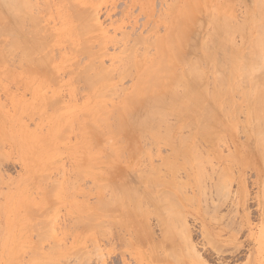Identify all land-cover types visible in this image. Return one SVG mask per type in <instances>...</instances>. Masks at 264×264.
Wrapping results in <instances>:
<instances>
[{"label":"rangeland","instance_id":"1","mask_svg":"<svg viewBox=\"0 0 264 264\" xmlns=\"http://www.w3.org/2000/svg\"><path fill=\"white\" fill-rule=\"evenodd\" d=\"M46 1L47 2L51 1V2L46 3ZM63 1L69 2V0H34V3L37 5V6L35 5V7L38 8V6H41L42 8L39 7L38 8L39 10L37 9L38 11L36 9H34V10H36V12H31V14H33V15L37 14L40 17L41 21L36 20L38 24L40 23L39 24L40 30L46 31L47 29H49L50 31L48 30V32L51 33V37L53 38L52 39L50 36H48V39L51 38V39H49V41L44 40V39L43 40H44V42L46 41V43L47 42L51 43L49 46L47 45V47L44 48L45 49L44 51L49 52L48 55H50V54L56 55V56H53V60H51L52 58L50 55L49 57H50V60L52 62H48V68H49L48 70L53 69L52 71H53L54 75L53 74L52 75L53 76L56 75L55 80H54V77H52V75H51V76H49L50 81H48L49 79H48L47 74L51 71L48 72L47 69L43 70V71L47 72V74L45 72L47 77H45V74H43L41 76L42 72L40 73V71H39V73L35 72V73L29 74L27 72L26 68H29L30 65L26 64V62L24 61L23 63L26 64V68L23 69V67L25 66V65L21 64L23 60L22 61H19L20 59L17 60V55H18L17 52L18 51L13 53V54L17 53L16 57H12V56H15L13 54H11L12 56L9 55L10 61L6 60L7 62H4V63L0 62V63H2L0 65V264H175V263L176 264H264V156H263L264 155V152H263L264 148L261 149V147H264V144H263L264 139H262V137L264 138V136H263L264 135V131H263L264 130L263 129L264 128V117H263V119H257V120L255 119V122L251 123V120H249V119L254 120V118H253V115L250 117V115H251L249 112L250 111V109H249L250 105L247 104L246 101L249 100V97H247V96L251 95V98L248 101V103H249L252 100V98L254 99L255 94L253 91H251L252 89L250 87L248 78L243 77V79L241 78L242 81L240 79V77H241L240 74L245 73V70L241 71V69H238L237 71H233V69L231 68L232 67V61H235V55L232 53H239V54L241 53L240 55H244L245 53H247L244 50L246 49L247 51H249V48L251 49L250 42L253 40V36H258L255 34H259L258 33L259 28H258V30H256L257 32H254L255 29H257L256 24L254 25L255 28L253 26V29H254L253 30L252 27H250L251 23H249V17H251L250 19H252L251 14L252 13H253L252 15L258 14V13H254V11L258 10V8H255V6L257 7V5H254V3H253V2L256 3V1L252 0V4H251V0H243V1H241V0H225V1L224 0H217V1L216 0H212V1L205 0L207 3L204 0H202V2H201V0H197V1H199V3H201L200 4L201 6H200V5L195 4V3H197L195 0H194L195 3L193 0H185V1L184 0H85V1L84 0H80V1L79 0L78 1L73 0V1L78 2L77 5H79V4L83 5L84 4L83 6L81 5V7L79 6L80 9L78 8L76 10L66 8L65 4H67V2L65 3ZM221 1H223L225 4L222 3ZM42 2H44V3H42ZM249 2L251 4L250 6H249ZM45 3H46V5H45ZM63 3H65V4H63ZM189 3H190V6H189ZM213 3L215 5H212ZM219 3H221V4H219ZM186 4L191 8L190 10L193 13L192 14L189 11V16L191 15L190 16L191 18H193V17L195 18L197 16L196 19H191L193 21H190V19L188 18L189 17L188 16L189 8H187L188 10L185 8V6H187ZM205 4L207 7L205 6ZM208 4H210V5H208ZM227 4H229L228 5L229 7L226 6ZM47 5H49V6L51 5L49 9H47ZM202 6H203V9L201 12L200 7H202ZM216 6H217V8H216ZM224 6L227 7L226 8L227 11L225 10ZM44 7H45V9H44ZM195 7H197V8L199 7L198 10H195ZM248 7L249 8L251 7L252 10H251V8L248 10ZM65 8L68 9L69 11L66 10ZM91 8H93V9H91ZM211 8H213V10ZM82 9L85 12L82 11ZM209 9L212 11L210 12ZM34 10H31V11H34ZM70 10L71 11L74 10L75 12L77 11L78 15H79V13H80V15L84 14L83 16H86L87 14H89L84 18H80V20L85 19L86 21H88V23L83 22V24L86 23L85 27L91 28V29L86 30L85 28H83V26L80 27V25L77 24L79 22V20L76 18V16L75 17L73 16L74 18L77 19L74 22L75 19L72 17V14L77 15L76 14L77 12L74 13L72 11L73 12L72 13ZM203 10H204V12H203ZM81 11H82V13H81ZM197 11H199V13ZM207 11H209V13H211L210 14L211 17H212V14L214 16L216 15L215 12H218L217 15L220 17H222L223 16L222 14H224V13H225V15L229 14L230 17L232 16L235 18V19H233L232 17L231 18L230 17L227 18V16L225 17L227 19V25L233 26L232 28L230 27L231 29L234 30L235 27L236 28L238 27L239 29L238 28L235 29L237 31V30H243L242 28L245 27L244 28L245 31L251 32V33L248 32L249 35L246 32L242 37V35H241L242 31L241 32L238 31V33L235 31V33H233V32L231 33V34H233L231 36H229L230 34H228L229 38L225 37L227 34H225V35L222 34L223 35L222 37L225 38L226 42L228 40V42L230 43L229 46H226V48L228 47L227 48L228 52H225V50H226L225 48H223V49L219 48L220 50L217 49L218 53L215 50V53H217V54L214 58V63L213 62L211 63L207 59L206 60L207 62H204L205 65L202 66L203 70H204V75H203L204 77H202L203 79H202V82L200 84L202 86H204L202 83H205L206 86L204 88L207 87L206 88L207 91L210 88V86H207L208 84L210 85V83L207 82L208 77H209V81L212 79L211 80L212 87L210 88L211 90H215L214 88H216V85L214 87V83L216 84L215 79L217 78V76H219L218 73H222V76H226V78H227L226 83L228 84V86H231L233 84V82L228 81V80H230L232 77L234 78L235 74H238L237 78H239V79H237L238 82L236 80V82L238 84L237 83L235 84V87L238 86V88H233V89L229 88V89H231V91L228 94L229 98H227V97L221 98L216 103L217 106H219V108L221 109V112H220L219 108H216V112H217L216 115L218 117L215 116L217 118V120L215 118V120H216V121H214L215 125L213 124V126L211 127L210 133L204 134V135L198 134V130H197V128H195L196 126L192 125V124H190L191 126L189 125L190 128L192 127V131L190 128H189L190 130H187L188 125L185 123V120H182L183 117L186 118V115L181 116L177 113H173V116H172V114H168L166 117L165 123H162V124H166V122H168V120L169 121L171 120L170 123H168V124H169V127H171L172 126L171 124L174 123L173 124L174 127L172 126L174 130L172 128H169V129L163 128V127L168 126V124L167 125H161V127H158V129H156V131H154L155 133L150 128H147V127L141 128V127H134L133 125L132 126L127 125L128 127L127 126L126 127L128 128V130L126 129V131L130 132L129 136H128V133H124L121 135H119L120 133L119 134L116 133L117 137L111 138V136H113L114 132L110 133V134L107 133V135L102 136L100 139H99V137L97 138L98 141L101 142V144L98 141H96V144H95L96 147H94V144H93L94 141L87 143L85 141H80L79 137L76 138L77 125L75 123L69 125V123L64 124V121H61L62 119H67L66 117L62 118V116L60 114L61 112H62V114H64L63 116H67L68 118H70L73 115H75V116L81 115L82 111H84L88 107H91V110L93 112H96L95 109L98 111L99 107H104L105 110H107L109 112H111V110L115 111L118 103H120V101H122L124 99L125 93L131 91L133 89L134 85L138 82L139 73L146 67L148 60L155 55L157 48H158L159 39H164L165 36H167L166 34L170 31V28L173 25H175L174 22L177 20L178 21L181 20L183 17L184 18L180 22H176V24L180 23L181 25H183V28H181V31L183 34H185L184 36L187 37V38L185 37L186 43L184 42V45H186L187 48L189 49V50L187 49V54L188 55L190 54L188 51H191V54L196 52V51L198 53L203 54L204 50L202 51L203 48L201 49L200 45L203 41L208 39L207 36L210 35L209 33H208L209 35H207V36L205 35L207 33H204L205 32L204 28L208 27V28H206L207 32L211 31L213 27H214L213 30H216V27L213 26L215 24V22H213V24H212L211 19H210L211 23L207 20L210 18L209 15H207L208 14ZM213 11H215V12L212 13ZM245 11H246V13H245ZM93 12H94V14H93L94 16H92V14H90ZM205 13H206V15L204 16ZM69 14L71 15L72 18L70 16H68ZM169 14H170V16H169ZM159 15H161V17ZM182 15H183V17H182ZM244 15H245V17L248 18V20H247V18L244 19ZM88 16H90V19H86V18H89ZM91 16L93 19H94V17L96 18V20L94 19L95 20L94 22H97V24L93 23V22L92 23L90 22V24H89V21H93ZM165 16L166 17L168 16L167 17L168 19ZM179 16H181L180 17L181 19H179ZM259 16L262 17V14H260ZM35 18L38 19L37 16H35ZM243 19H244L243 22H245V23L242 22L244 24V27L241 26L243 24L240 25L238 23V22L242 21ZM163 20L164 21L168 20V21L164 22ZM173 20H175V21H173ZM228 20H230V21L228 22ZM246 21H248V24L246 23ZM192 22H194V24ZM208 22L210 24H207ZM230 22H231V24H230ZM205 23H206V25H203ZM76 24H77L78 28L80 27L79 30L82 29L83 32L85 30L90 31V33L85 31L88 34L82 35L83 40H84V38H85V41L88 39L86 42L87 44H84L83 46L81 43H84V42H81L80 43L81 45L77 44V41H78V43L81 41L80 40L81 35H80V33L76 32V29L74 30V28H73V26H76ZM94 24L97 27L94 26L95 28L94 27L92 28V25H94ZM165 24H166V26H165ZM197 24H201V26H203V27H199L200 25L198 26ZM245 24H247V25H245ZM41 25L43 26L44 29L46 27V29L44 30ZM89 25H91V27ZM197 26L200 30L198 28L196 29ZM246 26L247 27L249 26L248 28H250L251 31L248 30V28ZM97 28L100 30H98ZM184 30H185V32H184ZM233 30H231V31H233ZM245 31L243 30V33ZM46 32H45V34H47ZM103 32L105 33V35L102 34ZM239 32H240V35H238ZM57 33H58V35H57ZM75 33L80 35V36H78L79 38L77 37V34L75 35ZM84 33H82V34H84ZM161 33H163V34H161ZM41 34L45 36V34H43V32ZM139 34L141 36H139ZM155 34L157 36H155ZM246 34L248 35V40L246 39V37H247ZM0 35L5 36L2 33ZM55 35H57V36H55ZM124 35H127V37ZM202 35H205V37H206L205 40H203L205 37L202 39V37H203ZM1 36H0V39H2ZM99 36L102 37V42H101L102 45L101 46L103 48L100 46L101 51L99 50L100 47L98 46V44L100 42ZM158 36H159V38H158ZM251 36H252V38H250ZM124 37H126V38H124ZM136 37L138 40L134 39ZM140 37L141 38L145 37L144 39L148 40L146 42H148L149 44L152 43V44H150L152 46L147 45L146 42H145V44H146L145 45L143 40H142L143 42L139 41L141 39ZM150 37H152L153 39H155V37H157V40L155 39L154 41H151L152 38L150 39ZM45 38L47 39V36ZM67 38H69L68 39L69 41L67 40ZM96 38L98 39V41ZM242 38L248 44H250V45H247V43H246L245 44L246 48L244 45H241V44H244V42H245L242 40ZM249 38H250V40H249ZM70 39H71V41H70ZM133 39L137 40L138 44H136L137 46L136 45L133 46L131 44L133 46L131 48H134V51L132 49L131 51H133V52H131L130 51V49H131L130 48V46H131L130 42H133L134 41ZM229 39H230V41H229ZM254 39H255V37H254ZM4 40H5V37H4L3 41ZM100 40H101V38H100ZM115 40H117V41L113 42ZM200 40H201V42L199 45ZM155 41H157V42L155 43ZM197 42H198V44H197ZM49 43H47V44H49ZM0 44H1V42H0ZM88 44L90 46L92 44L91 50L94 51V53H95L94 55L93 54L91 55V53L89 52L91 56H88L89 54L85 52L87 50L86 48L89 47ZM133 44H135V43H133ZM195 45H197V46H195ZM237 45H239V46H237ZM126 46H128V48ZM138 46H139V48H138ZM147 46L150 47V50H149V48L146 49L148 53L150 52L149 54L145 50V48ZM198 46H200V47H198ZM248 46H249V48L247 49ZM49 47H51L52 51L49 49ZM190 47H192V49H193V47H195L196 50L192 52ZM80 48H83V50L84 49H86V50L81 51L82 49H80ZM122 48H123V50L126 51V53L128 52V55L131 53L130 56L131 55L133 56V54H135V53L137 54V52L141 53V54L139 53V55H142L141 57L138 56V54L137 55L135 54L136 58H135V56L134 57L131 56L132 58L131 57L129 58L128 62H130V60H131L132 67L135 64L139 65L138 68L135 67L136 65L134 66V68H132V69H134V71L132 69H130L131 71L127 70V67L129 68V66H127L128 63L125 62L126 66L124 65V67H122L121 63H119L120 60H122V58L125 59V56H126V55L124 56L121 53ZM126 48L128 49V51L126 50ZM48 49L50 51H47ZM89 49L90 48H88V50ZM103 49H105V50H103ZM136 49H137V52H135ZM141 49H144L146 54L145 53L142 54V52L144 50H141ZM238 50H241V51L243 50V52H240V51L237 52ZM93 51H91V52L93 53ZM100 52L102 54H100ZM126 53L124 52V54H126ZM152 53H154V54H152ZM219 53L220 54L227 53L226 55H228V58L231 57L232 61L231 60L227 61L225 59L227 61L228 65L230 64L228 66V68H227V65H225L226 62L218 57V56H221ZM119 54L122 56H120ZM147 54L150 56H148ZM195 54L191 55L192 56L191 59H193V55H195ZM118 55H119V58L122 57L120 60H119V58L116 57ZM145 55L147 56V58H145L146 57ZM199 55H201V54H199ZM199 55L194 56V58L199 56ZM19 56L20 55H18V57ZM93 56H94V58L95 57L96 58L98 57V58L97 59L95 58L96 59L95 60V59H93ZM189 56L186 55V57H189ZM224 56H225V54H224ZM13 58L15 59V61ZM241 58L243 59L244 57L241 56ZM11 59H13V60H11ZM89 59L95 60V62L91 61L92 62L91 64L93 66L92 68H94V69L92 70V68H91L92 71L89 70V73L90 72L92 73V75H91V73L89 75L92 77L94 76L93 75L94 73L97 75L99 72H101V73H99V75H97V77L99 78L100 74H102L103 71L104 72L110 71L109 68H111V67L114 70L115 65H117L116 64L117 60H119L117 62L118 63L117 68L119 65H121L120 66L121 70H124L122 68L126 67L127 71L126 70H124V71H126V72L129 71L130 75L128 74L129 76L127 75L125 79L122 76H121L122 78H120V76L116 75V73L118 74L117 71L121 72V70L119 69L117 71L116 70L113 71L111 69L112 70L111 72H114V73L109 72V74L111 73V75L113 76V77H111V75H110V77L113 78V79L110 78L112 86L109 87V82L106 83V80L108 78L103 79L105 81L106 85L108 84L106 86L105 97L104 96H96V95L94 96L93 91L96 90L95 86H97L99 83H102L103 80L101 82L100 81L98 82V81H96L98 79L96 77V75L94 76L97 78L95 80L88 75L89 79L87 81L90 84L91 83L95 84V82H93V81H96L97 83L95 84V86L94 85L90 86V84L87 83V84H89L90 88L91 87L93 88V89L91 88V90L90 89L87 90L88 88L86 86H88V85H85V87L83 85L84 79H83V81H81V79L79 78L80 81H78L77 78L74 77L76 75L75 73H77L76 71H78L79 69L80 70L85 69V68H83L84 65L90 64ZM17 61H19L20 63H18ZM72 61L74 63L75 62L76 63L73 64ZM98 61L99 62L101 61V62L98 63ZM216 61H218V62H216ZM78 62L79 63L81 62L82 64H79ZM96 62L99 65H101V64H104V65H101V66L95 68ZM69 63H71V64H69ZM93 63H94V65H93ZM122 63L124 64V62H122ZM209 63L212 64L211 74H209L210 73L209 72L210 66H211V64H209ZM219 63H220V65L223 64V67L224 68L226 67L225 69H227L228 71L224 70L222 65L220 66ZM141 64H142V66H141ZM207 64L209 66H207ZM21 65H23V66H21ZM49 65L50 66L52 65V67H49ZM81 65H82V67H80ZM215 65H216V67H215ZM27 66H29V67H27ZM74 66H75V68H74ZM218 66H220V69L222 67V69H221L222 71L219 69ZM256 66L257 65H255V67H254L255 73H256V69H257V71L259 69L258 66L257 67ZM100 67H101V69H99ZM102 67H106L107 70H103ZM208 67H209V70L207 71ZM214 67L217 68L215 71H217V72L219 71L218 73L214 71ZM45 68H47V67H45ZM70 68L71 69L74 68L75 71L72 69L73 73L70 72L71 71ZM230 68L232 69V71L230 70ZM135 69L138 71H135ZM54 70H56V71L58 70L59 72L57 71L58 72L57 73ZM94 70L96 72L99 70V72L96 73ZM100 70H103V71H100ZM229 70L231 72H229ZM81 71H83V70H81ZM132 71L135 72L136 74L133 73ZM238 71H241L240 74ZM259 71H258V73H259ZM83 72H82V74H83ZM130 72H132L133 74ZM214 72L216 75L214 74ZM38 74H40L41 77ZM57 74H59V77L57 76ZM260 74L261 73H259V75ZM49 75H50V73H49ZM79 75L81 77V74H79ZM106 75L104 78L107 77ZM119 75H123V71ZM210 75L212 77L211 79H210ZM228 75H230V77ZM82 76H84V74ZM130 76L132 79H130ZM255 76H257V74ZM51 77L53 79H51ZM57 77H58V79H57ZM213 77H215V79H213ZM75 79H76V81H75ZM204 79H205V82H204ZM52 80L53 81L58 80V81H56V83H54V85H53ZM120 80H121L122 84L117 83L118 81L120 82ZM239 80L245 88L242 87ZM51 81H52V83H50ZM245 81L247 83V87H246V83L243 84V82H245ZM118 84H119V86H118ZM123 84L125 86H123ZM115 85H116V87H119V89L114 87ZM127 85H128V87H126ZM240 85H241V88H243L242 90L239 87ZM38 87H39V89H38ZM120 87H121V89H123L125 87L124 92H121L122 90L120 89ZM84 88H85V90H84ZM114 88H116V89H114ZM75 89L77 92L75 91ZM117 89H118V91L121 90V91H119V94L121 92L120 95L118 94ZM234 89H237V90L239 89V91H241V92L239 93L237 90H234ZM244 89L246 91H244ZM249 89H250V93L248 94ZM102 90L104 92L105 88ZM211 90H210V92H211ZM96 91H95V93L98 94V90H96ZM232 91H234V92H232ZM74 92H76L77 95H75L76 93H74ZM103 92H102V94L101 93L100 94L104 95ZM251 92H252V94H251ZM58 93L60 94L59 96H58ZM107 93L112 94L111 97ZM113 93L115 94V96L118 95V98H117V96L115 97ZM54 94H56L57 96L56 95L54 96ZM92 94H93V96H91ZM232 94H233V96H232ZM50 95H51V97H50ZM106 95L109 96L110 98H112V97L113 98L110 99ZM245 96H246V99H244ZM56 98H57V100L58 99L60 100V98H61V102L58 100L60 103H59V108L57 109V112H56L57 115L61 116V117L58 116L61 118V120H60V118L57 119V115L54 114L56 106L54 104H52V107H51V105H49V103L50 102L52 103V101H50L48 103V106L50 108L49 109H48V107L46 108L47 102L50 99L55 100ZM70 98H71V100H70ZM225 98L227 101L225 100ZM63 99H64V101H63ZM223 99L225 101H223ZM221 100H222V102H221L222 104L220 103ZM84 101L87 104L83 103ZM233 101H235V103H237L236 105L239 106V108L236 107V105L234 104ZM103 102L105 103V105L102 106ZM223 102L224 103L226 102L225 105L223 104ZM82 103H83V105H82ZM107 103H109V105ZM226 104H228V106L230 108L228 106H226ZM98 105H99V107H98ZM106 105H108V106H106ZM221 105H223L224 107H227V109H225L223 106H222L223 107V109H222ZM31 107H33V108H31ZM37 107H38V109H37ZM75 108H77V109L75 110ZM71 109H73V110H71ZM236 109H238V110H236ZM223 110H226V112H224ZM32 111H33V113H35V111H36V114H33ZM63 111H64V113H63ZM227 111H229V112H227ZM113 112H111V113H113ZM227 113H228V115H227ZM233 113L235 115H233ZM221 114H222V116H221ZM169 115H171V116H169ZM226 115L228 116V120L225 117ZM232 115H233V117L235 116V118H232L230 120V116L232 117ZM113 116H116L115 113H113V115H112V120L114 118ZM188 117L189 116H187V118ZM174 118H175V120H174ZM221 118L222 119L224 118V119L221 120ZM256 121H257V123H259L258 124L259 128L263 131L260 133V135L252 132V124L256 123ZM260 122H262V124ZM181 123L183 126L185 124L187 125V126L185 125L186 128L183 127L185 129L180 128V126L182 127ZM227 123H229V124L227 125ZM175 124H177V125H175ZM249 124H250V126H248ZM215 127H216V129H214ZM63 128H66V129L69 128V129H67V131H66V129L63 131ZM132 128H133V131H132ZM159 128H160V130H159ZM234 128H235V132H233ZM161 129H162V131H161ZM163 129L167 130L169 133L166 131H165L166 132L165 133ZM170 129H171V131H170ZM175 129L177 132H175ZM179 129H182V130H179ZM186 130L191 131L190 134L186 136L189 138L190 142L187 140L188 138L183 139V138H185L184 134H188V132ZM223 130H224V132H223ZM160 131H161V133L163 132L166 135L168 133L169 137L171 134V138L169 139V137L166 135L163 136L164 134L162 133L163 134L162 135L161 133H159ZM225 131H226V133H225ZM183 132H185V133L183 134ZM193 132L195 134H193ZM196 132H197V134H196ZM218 132H219V134H217ZM175 133L178 135H176ZM181 133H182V135H181ZM63 135H64V138H62ZM130 135L131 136L133 135L132 138L130 137ZM134 135H136V136H134ZM147 135H148V137H147ZM199 135H202V136H199ZM220 135L223 137H221ZM256 135H258V136H256ZM114 136H116V135H114ZM121 136L123 137L122 140H121V138H122ZM141 136H144L142 138H145V139L150 138L151 141L148 140V142H145V141L143 142V140L141 141V139H142ZM182 136H183V138H182ZM198 136L200 138L201 137L202 138L200 139ZM139 137L141 138L140 140H139ZM166 137L169 140H171L172 137H174V139L171 140L172 142L169 141L168 139H167L168 141H166V139H165ZM116 138H118V139H116ZM218 138L221 139V141H219ZM115 139L118 141L121 140L120 143L124 141L126 147L124 146V142L119 144L118 141L116 142ZM147 139H146V141H147ZM175 139L177 142L175 141ZM192 139H193V142L195 144H198V146L200 143L201 144L203 143L205 145L204 146L202 144V146H203L202 149H204L203 152L200 149L201 146H199V147L197 146V148H199V150L196 148V145H194L195 146L194 149L192 148V146H193L192 144H194L191 142ZM202 139H203V142H202ZM63 140H64V142H63ZM105 140H108L109 143L106 144L107 141H105ZM126 140L128 143L126 142ZM129 140L133 141V143L131 142L132 147H131V145H129L130 144ZM216 140H218L219 142H217ZM61 141H62V143H61ZM114 141H115V143H113ZM159 141H162V144ZM178 142H179V144H177ZM197 142H200V143H197ZM214 142H215V144H214ZM126 143L128 144V146ZM149 143H151V144H149ZM97 144H100V145L98 146ZM140 144H143V145H140ZM171 144H174L175 147L173 146L174 147L173 148L171 146ZM133 145H134V149H133ZM136 145H138V146H136ZM178 145H179V147L176 148ZM180 145H181V148H180ZM120 146H123V147L121 148ZM168 146H170L171 148ZM188 146L191 147L190 148L191 151H190ZM97 147H98V149H97ZM108 147H110V149H113V152H111V154H113L111 158L109 156H107L108 153H110ZM127 147H128V149H127ZM136 147H139V148L136 149ZM184 147H185L186 151H184V149H183ZM104 148L107 149L106 152L104 151L105 150ZM119 148H121V149H119ZM129 148H131V149H129ZM143 148H145V149H143ZM122 149L125 152H123ZM195 149H197L196 152H195ZM256 149L259 152L254 151ZM85 150L87 152H89L91 155V157L89 159L82 157L83 154L86 152ZM127 150H129V154L127 153L126 154L127 157H125L126 155L124 153H126ZM187 150H189V151H187ZM205 150L208 153V155H207V153H206V155L203 154V153H205L204 152ZM132 151H135L137 153L132 152ZM141 151L143 152V154H141L142 153ZM199 151L201 153H199V156H198L197 154ZM119 152H120V154L123 153L125 155V156L123 155L124 159L121 158L122 156L119 154ZM130 152H132L134 154L132 155V153H130ZM188 152L195 154V158H194V155L192 156L191 153L189 154ZM105 153H107V154L105 155ZM139 153L141 155H138ZM148 153H150L151 155ZM169 153H170V155H168ZM259 153H261V154H259ZM102 154H104V156H102ZM171 154H172V157H171ZM184 154L185 155L187 154L188 157H190L191 163H190L188 157H186L187 155L185 156ZM200 154H202V155H200ZM234 154H235L234 157L236 159L233 157ZM129 155L130 156L132 155V156L130 157ZM142 155H145V157L144 156L141 157ZM254 155L255 156L257 155V156L255 157ZM105 156H106V158H105ZM180 156L182 157V159L180 158ZM196 156H197V158H196ZM201 156H203V158ZM207 156L211 157V158L209 157L210 161H211L210 163H209V161H207V159H205V158H208ZM236 156L238 157V159ZM103 157L107 163H105ZM257 157H258V159H257ZM35 158H37V159L44 158L45 159V165L46 166L44 169L37 170L36 166L33 167ZM50 158H51V160H49ZM138 158L139 159L141 158L142 160H139ZM143 158H144V160H143ZM167 158H168V161H167L168 165H166L167 164V162H166ZM183 158H186L187 160L183 159ZM76 159H77V162H75ZM130 159H132V160L130 161ZM47 160H49V161L47 162ZM200 160L202 162H200ZM256 160L258 161V163L256 162ZM203 161H207V163L205 162L206 166H205ZM81 162L83 165H81ZM113 162L116 163L117 168L113 169V167H114L112 165ZM139 162L141 163V165L139 164ZM194 162H195V164H194ZM197 162H198V164H200L199 166H197L198 165ZM172 163H173V165H172ZM177 163H178V165H177ZM180 163H181V165H180ZM201 163H203L202 166L204 165V168L202 167L204 170L201 169V167H200ZM128 164H130V165H128ZM138 164H139L140 170H138L139 168H137ZM147 164L149 165V167ZM78 165H79V167H77ZM142 165H144L145 168H142L143 167ZM210 165H211V167H210ZM133 166H135V167H133ZM158 166H160V167H158ZM182 166H183V168H182ZM176 167H177L178 171L176 170ZM184 167H187V168L185 169ZM193 167H195L194 171H193ZM132 168L133 169L137 168V170H135V169L133 170ZM147 168L149 169V171H150V169H152L151 172H149ZM157 168H159L160 170ZM178 168H180V169H178ZM181 168H182V171H179V170H181ZM31 169L33 170L32 172H31ZM141 170H143V172H140ZM184 170H186L187 172ZM146 171H148L147 176H145ZM188 171H189V173H188ZM44 172L47 174L45 175ZM119 172H121V174H119ZM133 172H134V174H133ZM195 172L196 173L199 172L200 174L203 173L204 176H203V174H201L202 176H200V174L196 175ZM37 173H42V174L44 173L42 176V179L37 178V176H36ZM148 173H150V175H148ZM90 174L93 176H91ZM151 174H152V176H151ZM175 174H176V176H175ZM141 176H144V178L143 177L141 178ZM107 177L111 180L116 179L114 181L116 182L117 185L113 184V187L114 186L116 187L119 185L117 183V180H118V182L121 180H124L123 182H128L130 185H132V184L136 185V184H139L141 182L143 184H147L146 180H149L152 183V185L147 186L146 189L150 193L149 194L150 198H148V199H151V195H153L152 200H151V202L152 201L153 202L151 203L149 201V202H147L148 203V205H147L146 200L148 201V199H146L143 202V204L144 203H146V204L142 206V207H144L146 205L148 206L146 208H142L143 210H145V211L147 210V212H148L145 221L147 224L149 222V226H150L149 228H150V231L152 232L151 233L149 231L150 234H148L147 232L144 231L146 233L145 236H147V234H148V237H143V235L137 236L139 234L138 232L141 231V234L143 233L142 229L139 227L138 228L140 229V231L137 229L138 232L135 231L137 233H136V235L133 236V233H131V230H134V229L136 230V228H135L136 226L132 225L133 223H130V225H132L134 228H132V226H131V229H130V228H128V227H130V225H128L127 228L125 227L126 229L123 227V230H122V227H121V229L119 228L120 225L119 226L118 225H112L111 222H108L109 220L107 221L108 223L105 222L104 225H102L103 221H99L101 219L103 220L102 216L104 214H107L106 212H104L102 210L100 211V209L98 207V204H99L100 199H101L100 195L102 196L103 195L102 193H104V194L107 193L108 196L105 195L104 197L103 196L102 197L105 198L107 196L108 198H110L111 196H109V195L114 194V193H112V188H111V191L109 190L110 187L108 189V185H110V183H108L107 186L105 185L106 180L108 181ZM110 177H112L113 179ZM120 177H121V179H120ZM137 177H139L138 180H137ZM77 178L80 180V182L79 181L77 182V180H78ZM96 179H98V180H96ZM126 179L128 181H126ZM152 179H154V180H152ZM174 179H175V182H174ZM196 179H198L197 182L195 181ZM133 180H135V181H133ZM58 181H60L59 184H58ZM110 181H108V182H110ZM114 181L113 182L111 181V184L115 183ZM149 181H148V183H150ZM156 181H157V183H156ZM68 183L70 184V186ZM102 183H104V184H102ZM155 183H156V185H155ZM100 184L103 186L99 187ZM143 184L140 185L141 188H143ZM175 184H179L180 186L175 185ZM56 185H59V186L57 187ZM72 185H73V188H72ZM171 185L173 188H171ZM105 186H106V190L108 189L110 193L107 191L106 192L101 191V190H105L104 189ZM102 187H104V188H102ZM176 188H177V190H179V193L176 190ZM65 189H66V191H65ZM116 190H117V187H116ZM165 191L168 195L165 194ZM114 192H117V191L114 190ZM158 193H159V197H157L158 199L157 198L155 199V197L158 196L157 195ZM161 194H163V195L165 194L164 197ZM47 196H49L52 199L54 204H51L53 202ZM153 197H154V199H153ZM162 197H163V199H159ZM46 199L47 200L50 199V201H51L50 204H48L49 202H45ZM143 199H145V198H143ZM155 200H157V202L159 200H162L164 202L163 203L164 205H162V201L159 202V203H161L160 205L162 206L163 210L165 208L166 209L168 208V210H166V211H168L167 213H165L166 211L162 212L161 208L160 209L157 208V209L160 211V213H159L160 216H161V212H162L161 217H163V215L167 216V214L169 216L168 217L169 219L171 217L169 225L166 222H164V221H166L165 219H167V217H165V219H163V221H162V222H164V226H163L162 222H161L162 218L159 219V217H156V216H159L158 214H156V216L154 215L155 213H158V210H156L157 212L151 211L152 206H150V204L153 205ZM155 204L158 205L157 207L160 206L159 204L154 203L153 209L154 208L156 209ZM93 205H95V207H98V208L97 209L94 208ZM29 206L32 207V209L34 210L35 214H33V216L31 214H29V212H28V209L30 208ZM149 206H150V208H149ZM72 207H75L74 211L72 210ZM84 207H86V208H84ZM38 208H39V210H38ZM88 208H89L90 215H92V217H96L95 220H93L91 222L86 217V215H88ZM93 208H94V210H93ZM26 210L28 212L27 213L28 215L24 214V213H26ZM41 211L44 212V213H42V215H41ZM175 211H177V212H175ZM152 212H154V213H152ZM45 213H46V216H45ZM92 213H94V214H92ZM37 214H40L41 216L38 215L39 216L38 217ZM95 214L98 215V218H97V215L95 216ZM140 214H141V211H140ZM117 215H118V212H117ZM152 215H154V216H152ZM32 217H34L35 219ZM74 217L77 219L73 220ZM104 217H105L104 219L106 221V219L108 218L107 215H104ZM147 217H148V219H147ZM172 217H173V219H172ZM179 217H180L181 221H180ZM31 219H33V220H31ZM41 219L43 221L41 223L37 224L39 221H41ZM80 219H81V221L84 220V222L82 221V223H80L79 222ZM143 221H144V218H143ZM98 222L101 223L100 225H102V227L100 226L101 227L100 229H102L105 226L107 231L105 230V228H103L104 230H100L97 227ZM160 222H161V224H160ZM167 222H168V219H167ZM96 223H97V225H96ZM172 224H174L173 225L174 229L170 228ZM113 226H116V227H113ZM108 227L111 230H109ZM166 227H169V228H166ZM181 227L183 228V230L185 228V230L183 231L181 229ZM119 229L122 230L123 232L118 231ZM124 229L126 231H127V229L130 230L131 234L127 233L128 231L127 232L125 231L126 232L125 233ZM108 230H109V234H108ZM145 230H147V229H145ZM167 230L168 231L171 230L172 234H176V235L168 234ZM110 231L111 232L116 231V233L114 232L116 235L113 233V236L115 235L114 238H112L113 236L110 235ZM117 231H118V233L122 232L124 234L122 235L120 233L121 234V237H120V234H117ZM180 231H183V232L180 233ZM135 232H134V234H135ZM184 232H185V235H184ZM145 233H143V234H145ZM164 234H167V235H165V237H164ZM150 235L152 238L149 237ZM140 236H142V237H140ZM167 236H168V240L169 239H171V240L167 241ZM183 238L187 239L188 241L186 240V242H188V243H184L185 239H183ZM93 239H95L94 242L92 241ZM153 241H155V242H153ZM93 243H95V246ZM184 244H187L188 247ZM189 244L193 246L195 251L193 250V248L191 249L192 246H190ZM96 245H97V247H96ZM182 245H183V247H181ZM155 247H157V248H155ZM83 250H84V252H81ZM177 250H179V252H177ZM195 252L197 255L195 254ZM171 253L172 254L174 253V254L172 255ZM175 253H176V255H175ZM152 255H153V257H152ZM171 256H173V257H171ZM181 261H183V262H181Z\"/></svg>","mask_w":264,"mask_h":264},{"label":"bare ground","instance_id":"2","mask_svg":"<svg viewBox=\"0 0 264 264\" xmlns=\"http://www.w3.org/2000/svg\"><path fill=\"white\" fill-rule=\"evenodd\" d=\"M78 1V0H77ZM77 1H73V0H69V2L68 1H63V2H67V4H65V3H63V4H65L66 6V8H68V9H74V10H76V9H78L79 8V6L81 7V5L79 4V5H77L78 4V2ZM80 1V0H79ZM85 1V0H84ZM83 1V2H84ZM185 1V0H184ZM194 1V0H193ZM195 1L197 2V3H195ZM194 1V3L195 4H197V5H200L201 3H199V1H197V0H195ZM205 1V0H204ZM208 1V0H207ZM209 1H212V0H209ZM217 1V0H216ZM215 1V2H216ZM225 1V0H224ZM241 1H243V0H241ZM256 1V3L255 2H253L254 3V5H257V7L255 6V8H258V10L257 11H254V13H258V14H254V15H252L251 14V16H252V19H250L251 17H249V23H251L249 26L250 27H252V29H253V26L256 24V27H257V29H255V31L254 32H257L256 30H258V28H259V34H255V35H258V36H253V42L251 41L250 42V44H248L245 40H243V38H242V40L243 41H245L244 42V44H241V45H244L245 46V44L247 43V45H250V47H251V49L249 48V46L247 47V49L249 48V51H247L246 49L244 50V51H246L247 53H245L244 55H240L239 53H232V54H234L235 55V61H232L231 60V57H229L228 58V55H226L227 53H224L225 54V56H224V54L222 55V54H220L221 56H218L219 58H221L222 60H224L226 63H225V65H227V68H228V66L230 65H228V63H227V61L228 60H231L232 61V69H233V71H237L238 69H241V71L242 70H245V73H241L240 74V72L241 71H238L239 72V74H240V79L242 78L243 79V77L244 78H248V80H249V84H250V87H251V91H253L254 92V94H255V96H254V99L252 98V100L248 103V101L250 100V98H251V95H249V96H247V97H249V100L248 101H246L247 102V104H249L250 106H249V109H250V117L253 115V118H254V120H252V119H249V120H251V123L252 122H255V119L257 120V119H263V117H264V0H255ZM37 2V1H36ZM49 2H51V1H46V3H49ZM62 2V1H61ZM97 2V1H96ZM201 2H202V0H201ZM206 2V1H205ZM204 2V3H205ZM214 2V3H215ZM220 2V1H219ZM222 3H224L223 1H221ZM42 3H44V2H42ZM46 3H45V5H46ZM91 3V2H90ZM193 3V2H192ZM193 3V4H194ZM199 3V4H198ZM207 3V2H206ZM209 3V2H208ZM212 4V5H215V4ZM228 3V2H227ZM244 3V2H243ZM51 4V3H50ZM183 4V3H182ZM188 4V3H187ZM186 4V5H187ZM194 4V5H195ZM219 4H221V3H219ZM225 4V3H224ZM230 4V3H229ZM229 4H227L226 6H228ZM246 4V3H245ZM251 4H252V0H251ZM250 4V2H249V6L251 5ZM35 3H34V0H0V34L2 33L3 35H5V36H1L2 37V39H0V42H1V44H0V62H2V63H4V62H7L6 60H8V61H10V59H9V55H11V54H13V53H15V52H17L18 53V55H20L19 57H18V55H17V60H19V61H22V63L21 64H23V65H25L24 67H23V69L24 68H26V64H28V65H30V67L29 66H27V67H29V68H26L27 69V72L30 74V73H39V71H40V73L42 72V74H41V76L43 75V74H45V72L46 71H43V70H48L49 68H48V62H52L51 60H53V56H56L55 54L54 55H51V60H50V55H48V53L49 52H46V51H44L45 49L44 48H46L47 47V45L49 46L51 43H49V42H47V43H49V44H47L46 43V41L44 42V40H48L49 41V39H51L52 37H51V33H49L48 32V30L49 29H47L46 31H41L40 30V23L38 24L37 23V21L36 20H39V21H41V19H40V17L36 14V15H33V14H31V12H36V10L40 7V8H42L41 6H38V8L37 7H35ZM84 5V4H83ZM82 5V6H83ZM196 5V6H197ZM208 5H210V4H208ZM223 5V4H222ZM37 6V5H36ZM49 5H47V9H49L50 8V6L48 7ZM64 6V5H63ZM184 6V5H183ZM189 6H190V3H189ZM188 5L187 6H185V8L187 9V8H189V10H188V16H189V11H190V13H192V11L190 10L191 8L189 7ZM193 6V5H192ZM201 6V5H200ZM205 6H206V4H205ZM219 6V5H218ZM86 7V6H85ZM207 7V6H206ZM211 7V6H210ZM229 7V6H228ZM246 7V6H245ZM253 7V6H252ZM62 8V7H61ZM65 8V9H66ZM88 8V7H87ZM184 8V7H183ZM197 7H195V10H198V8L196 9ZM201 8V12H202V9H203V6L202 7H200ZM216 8H217V6H216ZM215 8V9H216ZM224 8H225V10H226V8L227 7H225L224 6ZM251 8V7H250ZM249 7H248V10L250 9ZM254 8V7H253ZM34 9H36V10H34ZM44 9H45V7H44ZM46 9V10H47ZM68 9H66V10H68ZM80 9V8H79ZM84 9V8H83ZM82 9V11H84ZM91 9H93V8H91ZM171 9V8H170ZM194 9V8H193ZM212 10H213V8H211ZM214 9V10H215ZM230 9V8H229ZM246 9V8H245ZM31 10H34V11H31ZM39 10V9H38ZM37 10V11H38ZM74 10H72L74 13H76ZM210 10V9H209ZM212 10H210V12L212 11ZM251 10H252V8H251ZM69 11V10H68ZM71 11V10H70ZM71 11V12H72ZM82 11H81V13H82ZM227 11V10H226ZM225 11V12H226ZM72 12V13H73ZM85 12V11H84ZM90 12V11H89ZM187 12V11H186ZM198 13H199V11H197ZM203 12H204V10H203ZM208 12V14L207 15H209V19H207L209 22H210V19L212 20L211 22H212V24H213V22H215V24L213 25V26H215L216 27V30H213V28H212V32L211 31H209V32H207L206 30V28H208V27H205L204 29H205V32L204 33H207V34H205L206 36L207 35H209V36H207V38L208 39H206V37H205V35H202L201 37H202V39L203 40H205V41H203L202 43H201V45H200V42H201V40L199 41V45L201 46V49H202V51L204 50V52H203V54L202 53H198L197 51V53L196 52H194V53H192V54H195V55H193V59H191V51H188L190 54V56L187 54V46L186 45H184V42L186 41V39H185V37L186 36H184L185 34H183L182 33V31H181V28H183V25H181L180 23L179 24H176V22H180L184 17H183V15H182V19L180 18L181 16H179V19H181V20H177V21H175V20H173V21H175L174 23H175V25H173L171 28H170V31L166 34L167 36H165V38L164 39H159V43H158V48H157V51H156V53H155V55L153 56V57H151L149 60H148V62H147V64H146V67L139 73V76H138V82L134 85V87H133V89L131 90V91H129V92H127V93H125V97H124V99L122 100V101H120V103H118V105L116 106L117 108H116V110L113 112L112 110H111V112H113V113H115V115L116 116H113L114 118H113V120H112V115H113V113H111V112H109V111H107V110H105V108L104 107H99V105H98V111L95 109V111L96 112H93L92 110H91V107H88V108H86L84 111H82V114L81 115H73V116H71L70 118H68L67 116H63L64 114H62V112L60 113L61 114V116H62V118H64V117H66L67 119H62L61 120V116L60 115H57L56 114V112H57V109L59 108V103L61 102V98H60V102L57 100V98L54 100V99H50L48 102H47V106H46V108L48 107V109L50 108L49 106H48V103L50 102V101H52V103L50 104L49 103V105H51V107H52V104H54L55 106H56V109H55V113L54 114H56L57 115V119L58 118H60V120L61 121H64V124L65 123H69V125H71V124H73V123H75L76 125H77V131H76V138L77 137H79V139H80V141H85V142H87V143H90V142H92V141H94L93 142V144H94V147H96V141H98V137H99V139L102 137V136H105V135H107V133H113L114 132V134H113V136H111V138L112 137H117V134H119V135H121V134H124V133H128V136H129V133L130 132H127L126 131V129L128 130V126H134V127H141V128H143V127H147V128H150L153 132L154 131H156V129H158V127H161V125H167L168 123H170V121L168 120V122H166V124H162V123H165V121H166V117H167V115L168 114H172V116H173V113H177V114H179V115H181V116H184V115H186V118L185 117H183V119L182 120H185V123L188 125H186L185 123V125L188 127L187 128V130H190L191 129V131H192V127L190 128V124H192V125H195L196 127L195 128H197V130H198V134H202V135H204V134H208V133H210V129H211V127L213 126V124H214V121H216L217 120V118L215 117V116H217L216 115V108H219V106H217V102L221 99V98H224V97H227V98H229L228 97V94H229V92L231 91V89H233V88H238V86L237 87H235V84L238 82V80L237 79H239V78H237L238 77V74H235L234 75V78L232 77L230 80H228V81H231V82H233V84L231 85V86H228V84L226 83V80H227V78H226V76H222V73H218L217 71H215L217 68H215L216 67V65H215V67H214V71L215 72H217L218 74H219V76H217V78L215 79V77H213V79H215L216 80V84L214 83V87H215V85H216V88H214L215 90H211L210 88L212 87V84H211V75H210V81H209V77H208V80H207V82H209L210 83V85L208 84L207 86H210V88L208 89V91H207V87L206 88H204L206 85H205V83H202L204 86H202L200 83L202 82V77H204L203 75H204V70H203V65H205L204 64V62H207L206 60L208 59L211 63L213 62L214 63V58H215V56H216V54L218 53V51H217V49H219V48H221V49H223V48H225L226 50H225V52H228L227 51V48H226V46H229L230 45V43L228 42V40H227V42L229 43H227L226 42V40H225V38H223L222 36L223 35H225V34H227L225 37H228V34H230L229 36H231V35H233V34H231L232 32L233 33H235V29H237L236 27H235V29L233 30V29H231L233 26L232 25H227V19L225 18L226 16H227V18L228 17H230L229 16V14H226L225 15V13L224 14H222L221 16L222 17H220V16H218L217 15V13L218 12H215V11H213L212 13H216V15L214 16L213 14H212V17L210 16V14L211 13H209V11H207ZM71 13V14H72ZM88 13V12H87ZM179 13V12H178ZM184 13V12H183ZM245 13H246V11H245ZM77 15H73L72 14V17L74 16H76V18L79 20V22L77 23L78 25H80V27L81 26H83V28H85L86 30H88V29H91V28H87V27H85L86 26V23L85 24H83V22H87L88 23V21H86L85 19L84 20H80V18H84V17H86L87 15H89V14H87L86 16H83V15H80V13H79V15H78V12L76 13ZM90 14H92V16H94L93 14H94V12L93 13H90ZM193 14V13H192ZM196 14V13H195ZM260 14H262V17L261 16H259ZM165 15V14H164ZM167 15V14H166ZM206 15V13L204 14V16ZM220 15V14H219ZM247 15V14H246ZM256 15V16H255ZM35 16H37V18L38 19H36L35 18ZM42 16V15H41ZM68 16H70L71 17V15L69 14ZM83 16V17H82ZM92 16H91V18H92ZM160 17H161V15H159ZM169 16H170V14H169ZM173 16V15H172ZM176 16V15H175ZM191 16V15H190ZM188 17L189 19H190V21H193V20H191V19H196V17L194 18H191V17ZM71 17V18H72ZM73 17V18H74ZM89 18H86V19H90V16H88ZM166 17V16H165ZM168 17V16H167ZM166 17V18H167ZM232 17V16H231ZM230 17V18H231ZM76 18H74L73 20H74V22L77 20ZM205 18V17H204ZM207 18V17H206ZM225 18V19H224ZM229 18V19H230ZM233 19H235L234 17H232ZM247 17H245V15H244V19H246ZM93 19V18H92ZM94 19L96 20V18L94 17ZM93 19V21H89V24H90V22L92 23H96L97 24V22H94L95 20ZM168 19V18H167ZM198 19V18H197ZM215 19V20H214ZM224 19V20H223ZM244 19L242 20V21H240V22H238L240 25L241 24H243V23H245V22H243L244 21ZM206 20V19H205ZM226 20V21H225ZM247 20H248V18H247ZM164 21V20H163ZM166 22L168 21V20H165ZM164 21V22H165ZM188 21V20H187ZM230 20H228V22H229ZM233 21V20H232ZM236 21V20H235ZM73 22V21H72ZM172 22V21H171ZM185 22V21H184ZM189 22V21H188ZM207 23V24H210V23ZM243 22V23H242ZM193 24H194V22H192ZM246 23L248 24V21H246ZM77 24H76V26H73V28H74V30L76 29V32L77 33H80V35L79 34H77V33H75V35L77 34V37L78 36H80L81 38H80V42L78 43V41H77V44H80L81 42H84V43H81L82 44V46L84 45V44H87L86 42H87V40L85 41V38H84V40L82 39V35H85V34H88V33H90V31H86L85 29V31L86 32H88V33H86L85 31V33L83 32V30L81 29V30H79V28L77 27ZM192 24V25H193ZM202 24V23H201ZM201 24H197L199 27H203V26H201ZM217 24V25H216ZM230 24H231V22H230ZM247 24H245V25H247ZM190 25V24H189ZM203 25H206V23L205 24H203ZM42 26V25H41ZM90 27H91V25H89ZM88 26V27H89ZM94 26H96L95 24L94 25H92V28L94 27ZM165 26H166V24H165ZM169 26V25H168ZM198 26L196 27V29L198 28ZM209 26V25H208ZM242 27H244V24L243 25H241ZM248 26V27H249ZM97 27V26H96ZM229 29H228V28ZM231 27V28H230ZM241 27V28H242ZM247 27V26H246ZM247 27V28H248ZM42 28H43V26H42ZM41 28V29H42ZM95 28V27H94ZM101 28V27H100ZM155 28V27H154ZM245 28V27H244ZM244 28H242L244 31H245V29ZM254 28H255V26H254ZM44 29V28H43ZM45 29H46V27H45ZM44 29V30H45ZM98 29V28H97ZM199 29V28H198ZM202 29V28H201ZM233 30V31H231V30ZM239 29V28H238ZM98 30H100V29H98ZM97 30V31H98ZM200 30V29H199ZM198 30V31H199ZM230 30V31H229ZM243 30H237L236 32L238 33V31H242L241 33V35H242V37H243V35L247 32H249V31H245L244 33H243ZM248 30H250V28H248ZM254 30V29H253ZM252 30V31H253ZM50 31V30H49ZM81 31V32H80ZM92 31V30H91ZM96 31V30H95ZM102 31V30H101ZM196 31V30H195ZM215 31V32H214ZM251 31V30H250ZM43 32V34H45V32L47 33V34H45V36L44 35H42L41 33ZM94 32V31H93ZM184 32H185V30H184ZM229 32V33H228ZM240 32H239V34L238 35H240ZM68 33V32H67ZM82 33H84V34H82ZM97 33V32H96ZM198 33V32H197ZM209 33V34H208ZM249 33H251V32H249ZM249 33H248V35H249ZM99 34V33H98ZM102 34H104L105 35V33L103 32ZM101 34V35H102ZM161 34H163V33H161ZM202 34V33H201ZM223 34V35H222ZM57 35H58V33H57ZM57 35H55V36H57ZM100 35V34H99ZM199 35V34H198ZM247 35V34H246ZM248 35H247V37H246V39L248 40ZM44 36V37H43ZM47 36V39L45 38ZM48 36H50L51 38H49L48 39ZM90 36V35H89ZM124 36H126L127 37V35H124ZM139 36H141L140 34H139ZM155 36H157L156 34H155ZM4 37H5V40L3 41V39H4ZM87 37V36H86ZM94 37V36H93ZM105 37V36H104ZM126 37H124V38H126ZM254 37H255V39H254ZM257 37V38H256ZM79 38V37H78ZM88 38V37H87ZM92 38V37H91ZM100 38H101V40H100ZM106 38V37H105ZM141 38V37H140ZM145 38V37H144ZM143 37L139 40V41H141V42H143L144 41V44H145V42L146 41H148L147 39L145 40ZM152 37H150V39H151ZM158 38H159V36H158ZM187 38V37H186ZM199 38V37H198ZM229 38V37H228ZM227 38V39H228ZM250 38H252V36L250 37ZM250 38H249V40H250ZM44 39V40H43ZM53 39V38H52ZM69 38H67V40H68ZM74 39V38H73ZM97 39V38H96ZM134 39H137V37L136 38H134ZM133 39V40H134ZM155 39L157 40V37H155ZM155 39H151V41H154ZM197 39V38H196ZM231 39V38H230ZM230 39H229V41H230ZM66 40V39H65ZM64 40V41H65ZM76 40V39H75ZM91 40V39H90ZM89 40V41H90ZM113 40V39H112ZM138 40V39H137ZM137 40H134L133 42H130V45L132 44L133 46H135L136 44H138V41ZM143 40V41H142ZM51 41V40H50ZM69 41V40H68ZM70 41H71V39H70ZM94 41V40H93ZM97 41H98V39H97ZM99 44H98V46L100 47L101 45H102V37H100L99 36ZM108 41V40H107ZM117 40H115V41H113V42H116ZM137 41V42H136ZM194 41V40H193ZM233 41V40H232ZM242 41V42H243ZM61 42V41H60ZM59 42V43H60ZM157 41H155V43H156ZM46 43V44H45ZM71 43V42H70ZM133 43H135V44H133ZM186 43V42H185ZM80 44V45H81ZM93 44V43H92ZM92 44H91V46H92ZM143 44V45H144ZM146 44L147 45H149V46H152V45H150V44H152V43H148V42H146ZM145 44V45H146ZM190 44V43H189ZM192 44V43H191ZM197 44H198V42H197ZM58 45V44H57ZM79 45V46H80ZM89 45V44H88ZM96 45V44H95ZM130 46V48L131 47H133V46ZM188 45V44H187ZM52 46V45H51ZM91 46L89 45V47L88 48H90L89 50H88V48H86V49H84L83 50V48H80V49H82L81 51H85L86 53H88L89 55L88 56H91L92 54L94 55L95 53H94V51L93 50H91L92 48H91ZM137 46V45H136ZM149 46H147L146 48H145V50L146 49H148L149 48V50H150V47ZM189 46V45H188ZM193 46V45H192ZM195 46H197V45H195ZM200 46H198V47H200ZM237 46H239V45H237ZM102 47V46H101ZM101 47L99 48V50L101 49ZM127 48H128V46H126ZM157 47V46H156ZM79 48V47H78ZM103 48V47H102ZM105 48V47H104ZM124 48V47H123ZM123 48H122V50H123ZM126 48V50L128 51V49ZM138 48H139V46H138ZM238 48V47H237ZM243 48V47H242ZM245 48H246V46H245ZM49 49L51 50V47H49ZM47 50V51H50V50ZM125 49V48H124ZM133 49V51H134V48H131L130 49V51ZM190 49L192 50V52L193 51H195L196 49H195V47H193V49H192V47H190ZM200 49V50H201ZM103 50H105V49H103ZM121 50V49H120ZM119 50V51H120ZM121 50V53L125 56V59H123L122 57H120L119 58V55L118 56H116L117 58H119V60L122 58V60H120V62L119 63H121L122 64V67H124V65H125V62L126 63H128L127 64V66H129V68L127 67V70H129V71H131L130 69H132V68H134V66L136 65H134L133 67H132V65H131V60H130V62H128L129 61V58L132 56H130V54L128 55V52L126 53V51L125 50H123L122 51ZM141 50H144V49H141ZM140 50V51H141ZM145 50L142 52V54L143 53H145ZM148 50V51H149ZM152 50V49H151ZM189 50V49H188ZM215 50L217 51V53H215ZM220 50V49H219ZM243 50L241 51V50H238L237 52H243ZM52 51V50H51ZM91 51H93V53L91 52ZM101 51V50H100ZM133 51H131V52H133ZM20 52V53H19ZM91 53V55H90V53ZM103 52V51H102ZM124 52L126 53V54H124ZM135 52H137V49H136V51ZM146 52H147V50H146ZM16 53V54H17ZM81 53V52H80ZM79 53V54H80ZM98 53V52H97ZM120 53V52H119ZM140 53V52H139ZM139 53L137 52V54H138V56H142V55H139ZM148 53V52H147ZM150 53V52H149ZM148 53V54H149ZM16 54H13V55H15V56H12V57H16ZM82 54V53H81ZM85 54V53H84ZM100 54H102L101 52H100ZM107 54V53H106ZM136 54V53H135ZM135 54H133V56L132 57H134L135 56V58H136V55ZM141 54V53H140ZM146 54V53H145ZM147 54V55H148ZM152 54H154V53H152ZM199 54H201V55H199ZM230 54V53H229ZM186 55L187 56H189V57H186ZM196 55H199V56H197V57H195L194 58V56H196ZM87 56V57H88ZM120 56H122V55H120ZM146 56V55H145ZM148 56H150V55H148ZM241 56H243L244 58L242 59L241 58ZM131 57V58H132ZM11 58V57H10ZM55 58V57H54ZM91 58V57H90ZM96 58V57H95ZM94 58V56H93V59H95ZM98 58V57H97ZM96 58V59H97ZM134 58V59H135ZM138 58V57H137ZM145 58H147V56L145 57ZM144 58V59H145ZM190 58V59H189ZM14 59V58H13ZM13 59H11V60H13ZM62 59V58H61ZM76 59V58H75ZM95 59V60H96ZM143 59V58H142ZM227 61H226V60ZM90 60V64H83L84 65V67L83 68H85V69H81V70H83V71H81L80 69L78 70V71H76L77 73H75L76 75L74 76L75 78H77V80L78 81H80L79 80V78L81 79V81H83V79H84V83H83V85H84V87H85V85H88V86H86L87 88V90H91V88H90V86H95V84L97 83L96 81H102L103 79H107L106 80V83L107 82H109V87L110 86H112V83H111V80H110V78L111 77H113L112 75H111V73H114V72H111L113 69H112V67L111 68H109L110 69V71H103V70H107L106 69V67H102L103 68V70H100V71H103V73L102 74H100V76H99V78L97 77V75H99V73H101V72H99V70L97 71V72H99L97 75L94 73L93 75L95 76L96 75V77L98 78H96V77H92V76H90L89 74L91 73H89V70H91V68L93 67L92 66V62L91 61H94L95 62V60H91V59H89ZM99 60V59H98ZM119 60H117V62L119 61ZM245 60V61H244ZM14 61H15V59H14ZM19 61H17L18 63H20ZM26 62V64H24L23 62ZM79 61V60H78ZM114 61V60H113ZM134 61V60H133ZM139 61V60H138ZM208 61V62H209ZM223 61V62H224ZM73 62V61H72ZM71 62V63H72ZM101 62V61H100ZM99 61H98V63H100ZM116 62V64L118 65V63ZM122 62H124V64L122 63ZM141 62V61H140ZM216 62H218V61H216ZM222 62V61H221ZM220 62V63H221ZM2 63H0V65L2 64ZM59 63V62H58ZM71 63H69V64H71ZM76 63V62H75ZM74 62H73V64H75ZM79 63V62H78ZM77 63V64H78ZM103 63V62H102ZM113 63V62H112ZM115 63V62H114ZM211 63H209V64H211ZM220 63H219V65H220ZM260 63V64H259ZM79 64H82L81 62L79 63ZM217 64V63H216ZM259 64V65H258ZM23 65H21V66H23ZM93 65H94V63H93ZM96 67L95 68H97V67H99V66H101V65H104V64H101V65H99V64H97V62H96ZM117 65H115V69L114 70H121V65H119L118 66V68H117ZM138 65V64H137ZM135 66V67H139V65L138 66ZM214 65V64H213ZM222 65V67H223V64H221ZM220 65V66H221ZM255 65H257L258 66V71H259V73H261L260 75H259V73H258V71H257V69H256V73H255ZM76 66V65H75ZM75 66H74V68H75ZM112 66V65H111ZM126 66V65H125ZM141 66H142V64H141ZM207 66H209L208 64H207ZM220 66H218L219 67V69H220ZM256 66V67H257ZM45 67H47V68H45ZM49 67H52V65L50 66L49 65ZM77 67V66H76ZM80 67H82V65L80 66ZM120 67V68H119ZM222 67H221V69H222ZM74 68H72L73 70H74ZM105 68V69H104ZM207 68V67H206ZM224 68V67H223ZM226 68V67H225ZM224 68V70H227V69H225ZM230 68V70L232 71V69ZM22 69V70H23ZM25 69V70H26ZM71 69V68H70ZM72 69H71V71L70 72H72ZM94 68H92V70H93ZM99 69H101V67L99 68ZM108 69V70H109ZM112 69V70H111ZM122 69H124V70H126V67L125 68H122ZM205 69V68H204ZM211 69H212V64H211V66H210V73L209 74H211ZM218 69V70H219ZM220 69V70H221ZM53 70V69H52ZM52 70H48V72L49 71H51V72H49L50 73V75H49V73L47 74V72H46V74L48 75V81H50V77L49 76H51L52 74H53V71ZM91 70V71H92ZM113 70V71H114ZM124 70H121V72L123 71V75H119V74H121V72L120 71H117L118 72V74L116 73V75H118V76H120V78H122V77H124V79L126 78V76L129 74V71L128 72H126V71H124ZM133 71H134V69H132ZM209 70V67H208V69H207V71ZM223 70V71H224ZM229 70V72H231ZM54 71H56V70H54ZM58 71V70H57ZM56 71V72H57ZM75 71V70H74ZM95 71V70H94ZM93 71V72H94ZM132 71V72H133ZM135 71H138V70H136L135 69ZM222 71V70H221ZM228 71V70H227ZM44 72V73H43ZM59 72V71H58ZM57 72V73H58ZM69 72V73H70ZM82 72H83V74H84V76H82L83 74H82ZM96 72V71H95ZM96 72V73H97ZM109 72H111L110 74H109ZM132 72H130V73H132ZM206 72V71H205ZM213 72V71H212ZM215 72H214V74H215ZM225 72V71H224ZM244 72V71H243ZM73 73V72H72ZM126 73V74H125ZM133 73H135V72H133ZM132 73V74H133ZM46 74H45V77H47L46 76ZM56 74V73H55ZM79 74H81V77H80V75ZM107 74V75H106ZM131 74V75H132ZM136 74V73H135ZM230 74V73H229ZM233 74V73H232ZM257 74V76H255ZM39 76H40V74H38ZM54 75V74H53ZM52 75V77H54V80L56 79V75L55 76H53ZM79 75V76H78ZM90 77H92L94 80L95 79H97L96 81H93V82H95V84H93V83H89L87 80L89 79V76ZM91 75H92V73H91ZM105 75L107 76L106 78H104L105 77ZM110 75H111V77H110ZM130 75V74H129ZM128 75V76H129ZM216 75V74H215ZM214 75V76H215ZM237 75V76H236ZM40 76V77H41ZM57 76L59 77V74H57ZM122 76V77H121ZM209 76V75H208ZM229 77H230V75H228ZM51 77V79H53ZM58 77H57V79H58ZM116 77V76H115ZM92 79V80H93ZM111 79H113V78H111ZM130 79H132L131 78V76H130ZM129 79V80H130ZM242 79H241V81H242ZM46 80V79H45ZM123 80V79H122ZM233 80V81H232ZM236 80H237V82H236ZM53 81V80H52ZM52 81L50 82V83H52ZM56 81H58V80H56ZM56 81H53V85H54V83H56ZM75 81H76V79H75ZM87 81V82H86ZM244 81V80H243ZM117 82V81H116ZM120 82H121V80H120ZM119 81L117 82V83H119V84H122V82L120 83ZM130 82V81H129ZM128 82V83H129ZM204 82H205V79H204ZM230 82V83H231ZM239 82H240V80H239ZM49 83V82H48ZM58 83V82H57ZM87 83H89L90 84V86H89V84H87ZM106 83H105V81L103 80L102 81V83H99L97 86H95V89L96 90H98V94L97 93H95V91L96 90H94L92 93L94 94V96L96 95V96H104L105 97V94H106V86L108 85H106ZM135 83V82H134ZM229 83V84H230ZM246 83V81L245 82H243V84H245ZM51 84V85H52ZM119 84H118V86H119ZM126 84V83H125ZM207 84V83H206ZM238 84V83H237ZM240 84L242 85V83L240 82ZM57 85V84H56ZM241 85L239 86L240 87V89L242 90L243 88H245L243 85H242V87L243 88H241ZM121 86V85H120ZM123 86H125L124 84H123ZM76 87V86H75ZM114 87H116V85L114 86ZM126 87H128V85L126 86ZM246 87H247V83H246ZM77 88V87H76ZM83 88V87H82ZM105 88V90H104V92H103V90L102 89H104ZM116 88H118L119 89V87H116ZM116 88H114V89H116ZM229 88H231V89H229ZM38 89H39V87H38ZM93 89V88H92ZM118 89H117V92H118V94H119V91H121V92H124V90H125V87L123 88V89H121V87H120V89L121 90H119L118 91ZM127 89V88H126ZM213 89V88H212ZM247 89V88H246ZM74 90V89H73ZM84 90H85V88H84ZM210 90H211V92H210ZM234 90H237V89H234ZM75 91H76V89H75ZM239 93L241 92V91H239V89L237 90ZM244 91H246L245 89H244ZM42 92V91H41ZM40 92V93H41ZM77 92V91H76ZM76 92H74V93H76ZM97 92V91H96ZM102 92H103V94L104 95H101L102 94ZM121 92H120V94H121ZM232 92H234V91H232ZM39 93V92H38ZM90 93V92H89ZM88 93V94H89ZM101 93V94H100ZM236 93V92H235ZM245 93V92H244ZM250 93V89H249V92H248V94ZM93 94L91 95V96H93ZM108 94V93H107ZM114 94V93H113ZM119 94V95H120ZM234 94V93H233ZM233 94H232V96H233ZM247 94V93H246ZM251 94H252V92H251ZM40 95V94H39ZM56 94H54V96H55ZM60 94L58 93V96H59ZM75 95H77V93L75 94ZM90 95V94H89ZM110 97H111V95L112 94H108ZM235 95V94H234ZM57 96V95H56ZM107 96V95H106ZM109 96H107V97H109ZM114 96H115V94H114ZM117 96V98H118V95H116ZM115 96V97H116ZM230 96V95H229ZM50 97H51V95H50ZM73 97V96H72ZM109 97V98H110ZM253 97V96H252ZM40 98V97H39ZM55 98V97H54ZM113 98V97H112ZM112 98H110V99H112ZM74 99V98H73ZM244 99H246V96H245V98ZM37 100V99H36ZM70 100H71V98H70ZM225 100H226V98H225ZM224 99H223V101H225ZM235 100V99H234ZM63 101H64V99H63ZM75 101V100H74ZM227 101V100H226ZM37 102V101H36ZM46 102V101H45ZM68 102V101H67ZM222 102V100L220 101V103ZM234 102V104L236 105L237 103H235V101H233ZM83 103H86L85 101L83 102ZM83 103H82V105H83ZM102 103V102H101ZM226 103V102H225ZM225 103L223 102V104L225 105ZM42 104V103H41ZM87 104V103H86ZM108 105H109V103H107ZM222 104V103H221ZM43 105V104H42ZM53 105V106H54ZM85 105V104H84ZM95 105V104H94ZM103 105H105V103L103 102V104H102V106ZM108 105H106V106H108ZM96 106V105H95ZM223 105H221V107H222ZM226 106H228V104H226ZM224 107V106H223ZM223 107H222V109H223ZM229 107V106H228ZM236 107L237 108H239V106H237L236 105ZM30 108V107H29ZM31 108H33V107H31ZM225 109H227V107H224ZM230 108V107H229ZM228 108V109H229ZM37 109H38V107H37ZM47 109V110H48ZM74 109V108H73ZM73 109H71V110H73ZM77 108H75V110H76ZM115 109V108H114ZM220 109V108H219ZM94 110V109H93ZM236 110H238V109H236ZM30 111V110H29ZM224 112H226V110H223ZM234 111V110H233ZM31 112V111H30ZM29 112V113H30ZM67 112V111H66ZM220 112H221V109H220ZM219 112V113H220ZM223 112V113H224ZM227 112H229V111H227ZM32 113H33V111H32ZM63 113H64V111H63ZM218 113V114H219ZM236 113V112H235ZM31 114V113H30ZM33 114H36V111H35V113H33ZM42 114V113H41ZM46 114V113H45ZM112 114V115H111ZM32 115V114H31ZM175 115V114H174ZM220 115V114H219ZM224 115V114H223ZM227 115H228V113H227ZM225 116L226 118H227V120H228V116ZM231 115V114H230ZM233 115H235L234 113H233ZM233 115H232V117L230 116V120L232 119V118H235V116L233 117ZM11 116V115H10ZM29 116V115H28ZM35 116V115H34ZM46 116V115H45ZM58 116H60V117H58ZM169 116H171V115H169ZM176 116V115H175ZM187 116H189L188 118H187ZM221 116H222V114H221ZM41 117V116H40ZM44 117V116H43ZM218 117V116H217ZM215 118H216V120H215ZM9 119V118H8ZM224 119V118H223ZM222 118H221V120H223ZM174 120H175V118H174ZM226 120V119H225ZM135 124H134V123ZM173 122V121H172ZM180 122V121H179ZM222 122V121H221ZM263 122V121H262ZM262 122H260L261 124H262ZM178 123V122H177ZM230 123V122H229ZM229 123H227V125L229 124ZM173 124L174 123H172L171 125L173 126ZM223 124V123H222ZM237 124V123H236ZM258 124L259 123H257V121H256V123H253L252 124V132L253 133H255V134H258V135H260V133L261 132H263L260 128H259V126H258ZM128 125V126H127ZM136 125V126H135ZM160 125V126H159ZM175 125H177V124H175ZM181 125H182V123H181ZM185 125L183 126L182 125V127L180 126V128H183V127H185ZM190 125V126H189ZM215 125V124H214ZM127 126V127H126ZM169 127V124H168V126H166V127H163V128H167V129H169V128H172L173 129V127ZM178 126V127H179ZM235 126V125H234ZM248 126H250V124L248 125ZM69 127V126H68ZM130 128V127H129ZM186 128V127H185ZM185 128H183V129H185ZM190 128V129H189ZM233 128V127H232ZM231 128V129H232ZM66 128H63V131L65 130ZM67 129H69V128H67ZM67 129H66V131H67ZM214 129H216V127L214 128ZM218 129V128H217ZM264 129V128H263ZM21 130V129H20ZM159 130H160V128H159ZM164 130V132L166 131V132H168L167 130H165V129H163ZM174 130V129H173ZM179 130H182V129H179ZM186 130V131H187ZM234 131L233 132H235V128L233 129ZM261 130V131H260ZM62 131V130H61ZM62 131V132H63ZM132 131H133V128H132ZM161 131H162V129H161ZM161 131L159 132V133H161ZM170 131H171V129H170ZM191 131H187L188 132V134H184L185 132H183V134L185 135L184 137L185 138H183V136H182V138L183 139H186V138H188V137H186L187 135H189L190 134V132ZM231 131V130H230ZM123 132V133H122ZM165 132V133H166ZM175 132H177L176 131V129H175ZM181 132V131H180ZM179 132V133H180ZM223 132H224V130H223ZM117 133V134H116ZM133 133V132H132ZM155 133V132H154ZM163 133V132H162ZM161 133V134H162ZM169 133V132H168ZM168 133H167V135L166 134H162L163 136H168L169 137V135H168ZM222 133V132H221ZM225 133H226V131H225ZM229 133V132H228ZM135 134V133H134ZM176 134V133H175ZM193 134H195L194 132H193ZM196 134H197V132H196ZM212 134V133H211ZM217 134H219V132L217 133ZM235 134V133H234ZM62 135V134H61ZM114 135H116V136H114ZM146 135V134H145ZM157 135V134H156ZM176 135H178V134H176ZM180 135V134H179ZM181 135H182V133H181ZM202 135H199V136H202ZM258 135H256V136H258ZM24 136V135H23ZM126 136V135H125ZM133 136V135H132ZM132 136L130 135V137L132 138ZM134 136H136V135H134ZM174 136V135H173ZM191 136V135H190ZM198 136V137H199ZM221 136V135H220ZM219 136V137H220ZM233 136V135H232ZM264 136V135H263ZM122 137V136H121ZM120 137V138H121ZM142 137H144V136H141V138ZM147 137H148V135H147ZM197 137V136H196ZM209 137V136H208ZM217 137V136H216ZM221 137H223V136H221ZM220 137V138H221ZM62 138H64V135L62 136ZM119 138V137H118ZM118 138H116V139H118ZM125 138V137H124ZM130 138V139H131ZM134 138V137H133ZM137 138V137H136ZM140 137H139V140L141 139ZM171 138V134H170V137H169V139ZM179 138V137H178ZM193 138V137H192ZM200 138V137H199ZM202 138V137H201ZM200 138V139H201ZM94 139V140H93ZM115 139V140H116ZM123 139V137L121 138V140ZM129 139V138H128ZM127 139V140H128ZM145 138H142L141 139V141L143 140V142L145 141V142H148V140L149 141H151L150 140V138L149 139H147V141H146V139L144 140ZM166 139V141H168L169 139L166 137L165 138ZM168 139V140H167ZM172 139H174V137H172ZM171 139V140H172ZM180 139V138H179ZM196 139V138H195ZM199 139V140H200ZM222 139V138H221ZM221 139H219L218 138V140L219 141H221ZM262 139H264L263 137H262ZM103 140V139H102ZM101 140V141H102ZM120 140V141H121ZM125 140V139H124ZM127 140H126V142H127ZM133 140V139H132ZM161 140V139H160ZM171 140H169V141H171ZM188 141H189V138L187 139ZM198 140V139H197ZM196 140V141H197ZM218 140H216L217 142H219ZM105 141H107L106 142V144H108L109 143V141L108 140H105ZM118 140H116V142H117ZM120 141H118V143L119 144H121V143H123V142H121L120 143ZM137 141V140H136ZM135 141V142H136ZM175 141H176V139H175ZM214 141V140H213ZM63 142H64V140H63ZM66 142V141H65ZM99 142V141H98ZM104 142V141H103ZM102 142V143H103ZM129 142H130V144L129 145H131V147H132V143H133V141H130L129 140ZM132 142V143H131ZM159 142H161V144H162V141H159ZM172 142V141H171ZM177 142V141H176ZM190 142V141H189ZM191 142L192 143H194L193 142V139L191 140ZM201 142V141H200ZM200 142H197V143H200ZM202 142H203V139H202ZM61 143H62V141H61ZM100 144H101V142H99ZM113 143H115V141L113 142ZM128 143V142H127ZM126 143V144H127ZM140 143V142H139ZM153 143V142H152ZM164 143V142H163ZM100 144H97L98 146L100 145ZM118 144V145H119ZM149 144H151V143H149ZM155 144V143H154ZM169 144V143H168ZM176 144V143H175ZM177 144H179V142L177 143ZM190 144V143H189ZM203 144V143H202ZM202 144L200 143L199 144V146H201V150H202V152H203V150L204 149H202L203 148V146H202ZM214 144H215V142H214ZM217 144V143H216ZM263 144H264V142H263ZM140 145H143V144H140ZM170 145V144H169ZM182 145V144H181ZM181 145H180V148H181ZM193 146H192V148L194 149L195 148V146L194 145H196V148H197V146H198V144H192ZM204 145V144H203ZM93 146V145H92ZM105 146V145H104ZM103 146V147H104ZM124 146L126 147V145H125V142H124ZM127 146H128V144H127ZM136 146H138V145H136ZM145 146V145H144ZM171 146L173 147L174 146V144H171ZM198 146V147H199ZM205 146V145H204ZM208 146V145H207ZM216 146V145H215ZM102 147V146H101ZM121 148L123 147V146H120ZM140 147V146H139ZM139 147H136V149H138ZM168 147H170V146H168ZM175 147V146H174ZM173 147V148H174ZM179 147V145L176 147V148H178ZM187 147V146H186ZM189 147V146H188ZM209 147V146H208ZM107 148V147H106ZM121 148H119V149H121ZM146 148V147H145ZM145 148H143V149H145ZM171 148V147H170ZM191 147H189V149H190ZM262 148H264V147H261V149ZM97 149H98V147H97ZM105 149V148H104ZM103 149V150H104ZM108 149H109V151H110V153H108V155L107 156H109L110 158L112 157V155L113 154H111V152H113V149H110V147H108ZM127 149H128V147H127ZM129 149H131V148H129ZM133 149H134V145H133ZM184 149V151H186L185 150V147L183 148ZM198 150H199V148H197ZM197 149H195V152H196V150ZM210 149V148H209ZM106 150L107 149H105L104 151L106 152ZM123 150V149H122ZM86 151V150H85ZM119 151V150H118ZM131 151V150H130ZM150 151V150H149ZM148 151V152H149ZM187 151H189V150H187ZM190 151H191V149H190ZM254 151H257V152H259L257 149L256 150H254ZM108 152V151H107ZM123 152H125L124 150H123ZM132 152H135V151H132ZM132 152H130V153H132ZM142 152V151H141ZM205 153H203L204 155H206V150L204 151ZM211 152V151H210ZM256 152V153H257ZM264 152V151H263ZM129 154V150H127L126 151V153H124L125 155L126 154ZM135 153H137V152H135ZM178 153V152H177ZM186 153V152H185ZM189 153V152H188ZM191 153V152H190ZM189 153V154H190ZM199 153H201L200 151L198 152V156H199ZM242 153V152H241ZM107 153H105V155H106ZM119 154H120V152H119ZM118 154V155H119ZM123 153L122 154H120L122 157L121 158H123V155H124ZM134 153H132V155H133ZM141 154H143V152L141 153ZM140 153L138 154V155H141ZM148 154H150V153H148ZM182 154V153H181ZM210 154V153H209ZM255 154V153H254ZM259 154H261V153H259ZM111 155V156H110ZM124 155V156H125ZM131 155V156H132ZM151 155V154H150ZM168 155H170V153L168 154ZM175 155V154H174ZM185 155V154H184ZM187 155V154H186ZM185 155V156H186ZM191 155L193 156L194 155V158H195V154H192L191 153ZM200 155H202V154H200ZM207 155H208V153H207ZM258 155V154H257ZM256 155V156H257ZM102 156H104V154H102ZM101 156V157H102ZM130 156V155H129ZM130 156V157H131ZM145 157V155H142L141 157ZM235 156V154L233 155V157ZM255 156V155H254ZM255 156V157H256ZM264 156V155H263ZM82 157H84V158H90L91 157V155H90V153L89 152H85L84 154H83V156ZM108 157V158H109ZM125 157H127V155L125 156ZM147 157V156H146ZM167 157V156H166ZM165 157V158H166ZM171 157H172V154H171ZM178 157V156H177ZM186 157H188V155L186 156ZM202 158H203V156H201ZM200 157V158H201ZM206 157V156H205ZM208 157V156H207ZM210 157V156H209ZM208 157V158H209ZM237 157V156H236ZM253 157V156H252ZM105 158H106V156H105ZM120 158V159H121ZM164 158V159H165ZM176 158V157H175ZM174 158V159H175ZM180 158L182 159V157L180 156ZM179 158V159H180ZM196 158H197V156H196ZM208 158H205V159H207V161H209V163L211 162L210 161V158L208 159ZM235 158V157H234ZM82 159V158H81ZM103 159H104V157H103ZM119 159V160H120ZM124 159V158H123ZM139 159V158H138ZM151 159V158H150ZM183 159H186V158H183ZM188 159H189V161H190V163H191V160H190V157H188ZM193 159V158H192ZM236 159V158H235ZM237 159H238V157H237ZM254 159V158H253ZM257 159H258V157H257ZM49 160H51V158L49 159ZM49 160H47V162L49 161ZM132 159H130V161H131ZM139 160H142L141 158L139 159ZM143 160H144V158H143ZM177 160V159H176ZM187 160V159H186ZM197 160V159H196ZM204 160V159H203ZM104 161H105V159H104ZM127 161V160H126ZM129 161V160H128ZM146 161V160H145ZM168 161V158H167V160H166V162ZM181 161V160H180ZM207 161H203L204 162V164H205V162L207 163ZM75 162H77V159H76V161ZM84 162V161H83ZM141 162V161H140ZM139 162V164L141 165V163ZM147 162V161H146ZM176 162V161H175ZM185 162V161H184ZM183 162V163H184ZM200 162H202L201 160H200ZM256 162L258 163V161L256 160ZM105 163H107L106 161H105ZM131 163V162H130ZM144 163V162H143ZM148 163V162H147ZM187 163V162H186ZM49 164V163H48ZM109 164V163H108ZM139 164H138V167L137 168H139ZM194 164H195V162H194ZM197 164H198V162H197ZM196 164V165H197ZM202 164L203 163H201V169H203L204 168V165L202 166ZM81 165H83L82 164V162H81ZM114 167H113V169L114 168H117V165H116V163L115 162H113V164H112ZM126 165V164H125ZM124 165V166H125ZM128 165H130V164H128ZM127 165V166H128ZM148 165V164H147ZM166 165H168V162H167V164ZM172 165H173V163H172ZM175 165V164H174ZM177 165H178V163H177ZM180 165H181V163H180ZM187 165V164H186ZM185 165V166H186ZM190 165V164H189ZM193 165V164H192ZM200 164H198L197 166H199ZM216 165V164H215ZM36 166V169L37 170H42V169H44L45 168V159L44 158H41V159H37V158H35V161H34V164H33V167H35ZM123 166V165H122ZM143 166V167H142ZM141 167L142 168H145V166L144 165H142ZM205 166H206V164H205ZM208 166V165H207ZM259 166V165H258ZM77 167H79V165L77 166ZM82 167V166H81ZM133 167H135V166H133ZM148 167H149V165H148ZM158 167H160V166H158ZM190 167V166H189ZM203 167V168H202ZM210 167H211V165H210ZM213 167V166H212ZM137 168L135 169V170H137ZM141 168V169H142ZM172 168V167H171ZM170 168V169H171ZM182 168H183V166H182ZM182 168H181V170H179V171H182ZM185 169L187 168V167H184ZM191 168V167H190ZM195 167H193V171L195 170L194 169ZM197 168V167H196ZM80 169V168H79ZM125 169V168H124ZM133 169V168H132ZM133 169V170H134ZM148 169V168H147ZM155 169V168H154ZM157 169H159V168H157ZM156 169V170H157ZM178 169H180V168H178ZM192 169V168H191ZM211 169V168H210ZM209 169V170H210ZM138 170H140V168L138 169ZM151 170L152 169H150V171H149V169H148V171L149 172H151ZM160 170V169H159ZM172 170V169H171ZM176 170H177V167H176ZM190 170V169H189ZM198 170V169H197ZM196 170V171H197ZM204 170V169H203ZM202 170V171H203ZM214 170V169H213ZM33 170L31 169V172H32ZM119 171V170H118ZM148 171H146V175L145 176H147V172ZM178 171V170H177ZM176 171V172H177ZM184 171H186V170H184ZM199 171V170H198ZM206 171V170H205ZM216 171V170H215ZM140 172H143V170H141ZM187 172V171H186ZM212 172V171H211ZM45 173V172H44ZM43 173V174H44ZM111 173V172H110ZM128 173V172H127ZM178 173V172H177ZM188 173H189V171H188ZM196 173V172H195ZM43 174L42 173H37L36 174V176H37V178H41L42 179V176H43ZM47 173H45V175H46ZM63 174V173H62ZM99 174V173H98ZM119 174H121V172H119ZM133 174H134V172H133ZM139 174V173H138ZM197 174H200L199 172L198 173H196V175ZM201 174H203V173H201ZM200 174V176H202ZM91 175V174H90ZM124 175V174H123ZM144 175V174H143ZM148 175H150V173H148ZM174 175V174H173ZM195 175V176H196ZM91 176H93V175H91ZM104 176V175H103ZM120 176V175H119ZM151 176H152V174H151ZM175 176H176V174H175ZM180 176V175H179ZM203 176H204V174H203ZM95 177V176H94ZM144 178V176H141V178ZM167 177V176H166ZM108 178V177H107ZM110 178H112V177H110ZM174 178V177H173ZM78 179V178H77ZM76 179V180H77ZM113 179V178H112ZM120 179H121V177H120ZM139 179V177H137V180ZM148 179V178H147ZM176 179V178H175ZM175 179H174V182H175ZM178 179V178H177ZM199 179V178H198ZM198 179H196L195 181L197 182V180ZM96 180H98V179H96ZM111 179H109L108 178V181H110ZM114 180H116V179H114ZM114 180H111L112 182L114 181ZM152 180H154V179H152ZM42 181V180H41ZM61 181V180H60ZM60 181H58V184H59V182ZM72 181V180H71ZM80 182V180L78 179L77 180V182ZM107 180H106V182H105V185L107 186L108 185V183H110V185H108V189H109V187H110V191H111V188H112V193H114V194H112V195H109V196H111L110 198H108L107 196V193L106 194H104V193H102L103 195V197L105 196V195H107L105 198H103L100 194V197H101V199H100V202H99V204H98V207H99V209H100V211L102 210V211H104V212H106L107 214H104V215H107V219H106V221H105V217H104V215L102 216V218H103V220L101 219V220H99V221H103V224L102 225H104L105 224V222L106 223H108V222H111V224L112 225H120V229H121V227H122V230H123V227L125 228H127L128 227V225H130V223H133L132 225L134 226H136L135 228H136V230L134 229V230H131V233H133V236L134 235H136V233L138 232V230L140 231V229L139 228H141L142 229V232L143 233H145V232H147L148 234H150L149 233V231H150V226H149V222H148V224L146 223V221H145V219H146V216H147V214H148V212H147V210L145 211V210H143L142 208H146V207H148L147 205H148V203L147 202H151V200H152V196L153 195H151V199H148V198H150L149 197V192L147 191V189H146V187L147 186H151L152 185V183L149 181V180H146V183L147 184H143L142 182L141 183H139V184H136V185H130L128 182H123L124 180H121V181H119L118 182V180H117V183L119 184L118 186H116L117 187V190H116V187L114 188L113 187V184L114 185H117L116 184V182L115 183H112L111 184V181L110 182H108ZM126 181H128L127 179H126ZM132 181V180H131ZM133 181H135V180H133ZM148 181L151 183H148ZM200 181V180H199ZM63 182V181H62ZM68 182V181H67ZM70 182V181H69ZM75 182V181H74ZM137 182V181H136ZM201 182V181H200ZM55 183V182H54ZM65 183V182H64ZM156 183H157V181H156ZM156 183H155V185H156ZM178 183V182H177ZM57 184V183H56ZM69 184V183H68ZM74 184V183H73ZM102 184H104V183H102ZM143 184V188H141L140 187V185H142ZM67 185V184H66ZM76 185V184H75ZM74 185V186H75ZM95 185V184H94ZM112 185V186H111ZM174 185V184H173ZM175 185H178V186H180L179 184H175ZM57 187L59 186V185H56ZM55 186V187H56ZM69 186H70V184H69ZM97 186V185H96ZM101 186H103V185H99V187H101ZM106 186H105V188L104 187H102V188H104L105 190H101L102 192H109V190L107 189L106 190ZM177 186V187H178ZM54 187V188H55ZM145 187V188H144ZM184 187V186H183ZM202 187V186H201ZM72 188H73V185H72ZM75 188V187H74ZM96 188V187H95ZM171 188H173L172 187V185H171ZM115 191H117V192H114V190ZM179 189V188H178ZM176 190H177V188H176ZM65 191H66V189H65ZM162 191V190H161ZM160 191V192H161ZM178 191V193H179V190H177ZM169 192V191H168ZM110 193V192H109ZM162 193V192H161ZM165 194L166 195H168L167 193H166V191H165ZM164 194V195H165ZM71 195V194H70ZM155 195V194H154ZM158 196H156L155 197V199L157 198V197H159V193L157 194ZM163 197H164V195L163 194H161ZM205 195V194H204ZM173 196V195H172ZM45 197V196H44ZM47 197H49V196H47ZM46 197V198H47ZM163 197L162 198H159V199H163ZM50 198V197H49ZM108 198V199H107ZM143 198H145V199H143ZM170 198V197H169ZM168 198V199H169ZM51 199V198H50ZM50 199H46L45 200V202H49L48 204H50V202L52 201V199H51V201H50ZM146 199H148V201L146 200ZM153 199H154V197H153ZM158 199V198H157ZM146 200V203H147V205L146 206H144V207H142L143 205H145L146 203H144L143 204V202ZM156 201V202H155ZM154 201V203H157V204H161V203H159L160 201H162V200H159L158 202H157V200H155ZM53 202V201H52ZM153 202V201H152ZM151 202V203H152ZM154 203H153V205H154ZM164 202L162 201V205H164L163 204ZM166 203V202H165ZM51 204H54V202L53 203H51ZM97 204V203H96ZM172 204V203H171ZM153 205L152 204H150V206H152V209H153ZM176 205V204H175ZM50 206V205H49ZM73 206V205H72ZM75 206V205H74ZM94 206V208H98V207H95V205H93ZM97 206V205H96ZM150 206H149V208H150ZM155 206H156V209L154 208L153 210L151 209V211H155V212H157L156 210H158L157 208H161L162 210V212L164 211H166V210H168V208L166 209H164L163 210V208H162V206L160 207H157L158 205H156L155 204ZM30 207V206H29ZM47 207V206H46ZM89 207V206H88ZM165 207V206H164ZM84 208H86V207H84ZM92 208V207H91ZM94 208H93V210H94ZM31 209V210H30ZM74 209H75V207H72V210L74 211ZM95 209V210H96ZM98 209V210H99ZM37 210V209H36ZM38 210H39V208H38ZM45 210V209H44ZM43 210V211H44ZM85 210V209H84ZM92 210V209H91ZM31 211V212H30ZM118 212V215H117V212ZM140 211H141V214H140ZM28 212H29V214H31L32 216H33V214H35L34 213V210L32 209V207H30L29 209H28ZM27 212V210H26V213H24V214H27L28 213ZM33 212V213H32ZM103 212V213H104ZM139 212V213H138ZM162 212H161V216H162ZM168 211H166L165 213H167ZM175 212H177V211H175ZM42 213H44V212H42L41 211V215H42ZM152 213H154V212H152ZM159 213H160V211L158 210V213H155L154 215L156 216V214H158L159 215ZM164 213V214H165ZM173 213V212H172ZM92 214H94V213H92ZM99 214V213H98ZM171 214V213H170ZM28 215V214H27ZM38 215H40V214H37V216ZM40 215V216H41ZM97 214H95V216H96ZM101 215V214H100ZM154 215H152V216H154ZM174 215V214H173ZM177 215V214H176ZM45 216H46V213H45ZM44 216V217H45ZM160 215L159 216H156V217H159V219L160 218H162L161 219V222L163 221V219H165V217H167V219H168V222H167V219H165L166 221H164V222H166L168 225L170 224L169 222H170V219H171V217H170V219L168 218L169 216H168V214H167V216L166 215H163V217H161ZM171 216V215H170ZM39 217V216H38ZM86 217H87V219L91 222V221H93V220H95V218L96 217H92V215H90V213H89V208H88V215H86ZM92 217V218H91ZM177 217V216H176ZM31 218V217H30ZM32 218H34V217H32ZM97 218H98V215H97ZM143 218H144V221H143ZM35 219V218H34ZM77 218H75L74 217V219L73 220H76ZM100 219V218H99ZM147 219H148V217H147ZM172 219H173V217H172ZM178 219V218H177ZM179 219H180V217H179ZM31 220H33V219H31ZM109 220V221H108ZM158 220V219H157ZM176 220V219H175ZM43 220L41 219V221H39L37 224H39V223H41ZM83 222H84V220H82ZM82 221H81V219H80V223H82ZM108 221V222H107ZM173 221V220H172ZM179 221V220H178ZM180 221H181V219H180ZM161 222H160V224H161ZM164 222H162V225L164 226ZM34 223V222H33ZM76 223V222H75ZM174 223V222H173ZM74 224V223H73ZM72 224V225H73ZM101 223H99L98 222V228L100 229L101 227H102V225H100ZM146 224V225H145ZM36 225V224H35ZM43 225V224H42ZM71 225V226H72ZM78 225V224H77ZM96 225H97V223H96ZM132 225H130V227H128V228H130L131 229V226ZM166 225V224H165ZM173 225L174 224H172L171 225V227L170 228H173ZM182 225V224H181ZM75 226V225H74ZM101 226V227H100ZM111 226V225H110ZM109 226V227H110ZM132 226V228H134ZM161 226V225H160ZM167 226V225H166ZM176 226V225H175ZM32 227V226H31ZM41 227V226H40ZM77 227V226H76ZM108 227V228H109ZM113 227H116V226H113ZM139 227V228H138ZM146 227V228H145ZM184 227V226H183ZM103 228H105V230H106V227L104 226ZM100 229V230H104V229ZM112 228V227H111ZM125 228V229H126ZM165 228V227H164ZM166 228H169V227H166ZM176 228V227H175ZM74 229V228H73ZM72 229V230H73ZM76 229V228H75ZM116 229V228H115ZM114 229V230H115ZM118 229V228H117ZM118 230V231H122V230ZM124 229V232L126 231ZM138 229V230H137ZM145 229H147V230H145ZM174 229V228H173ZM181 229L183 230V228L181 227ZM109 230H111L110 228H109ZM109 230H108V234H109ZM184 230H185V228H184ZM183 230V231H184ZM107 231V230H106ZM118 231H117V234H124V233H122V232H120V233H118ZM128 231V232H127ZM127 233H130V230H128L127 229ZM135 231H137V232H135V234H134V232ZM145 231V232H144ZM168 231V230H167ZM166 231V232H167ZM183 231H180V233L181 232H183ZM103 232V231H102ZM115 233H116V231H114ZM114 232H111L110 231V235H112L113 236V233ZM125 232V233H126ZM151 232V231H150ZM104 233V232H103ZM114 233V234H115ZM130 233V234H131ZM139 234L137 235V236H139V235H143V237H148V234H147V236H145L146 235V233L145 234H141V231L140 232H138ZM152 233V232H151ZM107 234V233H106ZM121 234H120V237H121ZM129 234V235H130ZM168 234H170V235H176V234H172V231L171 230H169L168 231ZM183 234V233H182ZM116 235V234H115ZM115 235L112 237V238H114L115 237ZM165 235H167V234H164V237H165ZM184 235H185V232H184ZM108 236V235H107ZM100 237V236H99ZM124 237V236H123ZM131 237V236H130ZM140 237H142V236H140ZM149 237H151V235L149 236ZM170 237V236H169ZM174 237V236H173ZM187 237V236H186ZM185 237V238H186ZM101 238V237H100ZM134 238V237H133ZM152 238V237H151ZM150 238V239H151ZM185 238H183V239H185ZM117 239V238H116ZM123 239V238H122ZM135 239V238H134ZM137 239V238H136ZM94 240L95 239H93L92 241L94 242ZM126 240V239H125ZM169 240H171V239H169ZM168 240V236H167V241H169ZM186 240L187 239H185V242L184 243H188V242H186ZM91 241V242H92ZM114 241V240H113ZM112 241V242H113ZM173 241V240H172ZM188 241V240H187ZM96 242V241H95ZM111 242V243H112ZM153 242H155V241H153ZM177 242V241H176ZM151 243V242H150ZM94 244V246H95V243H93ZM92 244V245H93ZM129 244V243H128ZM178 244V243H177ZM176 244V245H177ZM181 244V243H180ZM191 244V243H190ZM189 244V245H190ZM184 245H186L187 246V244H184ZM158 246V245H157ZM178 246V245H177ZM176 246V247H177ZM190 246H192V245H190ZM96 247H97V245H96ZM160 247V246H159ZM158 247V248H159ZM181 247H183V245L181 246ZM188 247V246H187ZM155 248H157V247H155ZM185 248V247H184ZM193 248V246L191 247V249ZM160 249V248H159ZM163 249V248H162ZM172 249V248H171ZM181 249V248H180ZM169 250V249H168ZM193 250H194V248H193ZM175 251V250H174ZM184 251V250H183ZM195 251V250H194ZM81 252H84V250L83 251H81ZM172 252V251H171ZM177 252H179V250H177ZM182 252V251H181ZM193 252V251H192ZM163 253V252H162ZM161 253V254H162ZM77 254V253H76ZM80 254V253H79ZM160 254V255H161ZM172 254V253H171ZM174 254V253H173ZM172 254V255H173ZM195 254H196V252H195ZM175 255H176V253H175ZM197 255V254H196ZM156 256V255H155ZM152 257H153V255H152ZM161 257V256H160ZM171 257H173V256H171ZM170 257V258H171ZM199 257V256H198ZM175 258V257H174ZM173 260V259H172ZM178 261V260H177ZM181 262H183V261H181ZM176 264V263H175Z\"/></svg>","mask_w":264,"mask_h":264}]
</instances>
